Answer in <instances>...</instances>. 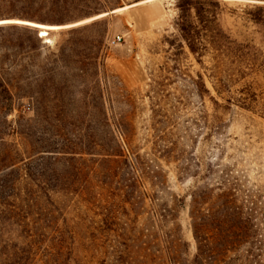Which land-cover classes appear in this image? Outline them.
Masks as SVG:
<instances>
[{"label":"rangeland","instance_id":"1","mask_svg":"<svg viewBox=\"0 0 264 264\" xmlns=\"http://www.w3.org/2000/svg\"><path fill=\"white\" fill-rule=\"evenodd\" d=\"M139 1L0 0V264L185 262L191 194L229 187L253 224L238 255L264 264V98L239 101L264 86L217 93L177 0ZM221 1L264 46L246 15L264 0Z\"/></svg>","mask_w":264,"mask_h":264},{"label":"trees","instance_id":"2","mask_svg":"<svg viewBox=\"0 0 264 264\" xmlns=\"http://www.w3.org/2000/svg\"><path fill=\"white\" fill-rule=\"evenodd\" d=\"M224 6L221 0H177V25L181 37L201 67L207 70L205 74L209 70L208 77L217 93H221L227 81L233 83L250 79L249 84L245 83L247 87H263L259 79L264 83V46L233 37L223 23ZM246 15L257 27L260 41L264 44V4H254L246 10ZM180 46L183 47V44ZM206 59L209 67L205 65ZM199 75L205 92L211 94L205 85L204 75ZM261 93L249 94L245 91L246 96L239 101L246 108H253L252 104L260 103L264 98ZM211 98L218 104L213 96ZM227 101L231 103L230 99ZM219 189L222 190V187ZM238 201L231 187L218 192L201 189L192 193L189 215L196 252L192 259L181 262L172 258L176 249H170L169 263L253 264L248 257L238 255L241 239L253 228L252 217L248 215L245 218Z\"/></svg>","mask_w":264,"mask_h":264},{"label":"bare ground","instance_id":"3","mask_svg":"<svg viewBox=\"0 0 264 264\" xmlns=\"http://www.w3.org/2000/svg\"><path fill=\"white\" fill-rule=\"evenodd\" d=\"M148 1H151V0H141L137 3H134L133 5H138V4H142L144 2H148ZM4 21L6 20H2L0 21V23H4ZM18 22H21V23H25V24H28L30 26H33V27H36V28H39L41 30V35L44 36L45 35V31L46 29H58L60 27H64L66 25H45V24H41V23H37V22H33V21H18ZM80 22H77L75 23L74 25L76 24H79Z\"/></svg>","mask_w":264,"mask_h":264},{"label":"built area","instance_id":"4","mask_svg":"<svg viewBox=\"0 0 264 264\" xmlns=\"http://www.w3.org/2000/svg\"><path fill=\"white\" fill-rule=\"evenodd\" d=\"M121 40H122V37H121L120 35H117V36H115V37L112 39V42H113L114 44H116V43H119Z\"/></svg>","mask_w":264,"mask_h":264},{"label":"water","instance_id":"5","mask_svg":"<svg viewBox=\"0 0 264 264\" xmlns=\"http://www.w3.org/2000/svg\"><path fill=\"white\" fill-rule=\"evenodd\" d=\"M40 31H41V30H38V33H39V34H40Z\"/></svg>","mask_w":264,"mask_h":264}]
</instances>
